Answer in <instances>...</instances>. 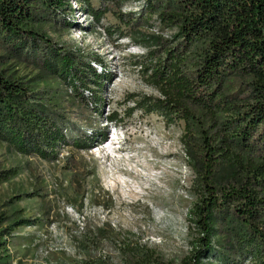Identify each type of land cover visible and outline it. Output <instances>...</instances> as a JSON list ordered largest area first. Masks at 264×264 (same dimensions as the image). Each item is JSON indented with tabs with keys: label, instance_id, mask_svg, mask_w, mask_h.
Instances as JSON below:
<instances>
[{
	"label": "rangeland",
	"instance_id": "1",
	"mask_svg": "<svg viewBox=\"0 0 264 264\" xmlns=\"http://www.w3.org/2000/svg\"><path fill=\"white\" fill-rule=\"evenodd\" d=\"M65 1L71 6L63 13L27 27L61 49L102 61L92 63L98 72L105 67L101 86L89 84L94 93L100 89L99 103L93 92L74 95L59 78H38L39 54L9 58L1 36L6 61L0 68L31 86L71 140L82 137L92 148L60 146L50 161L0 141V171L17 170L0 185V264H182L199 248L188 220L199 196L182 142L185 122L168 125L141 108L128 114L136 107L131 95L160 97L141 64L163 61L165 48L179 51L178 25L162 19L164 10H145L143 0H89L95 9H109L99 21L79 0ZM200 49L192 48L190 61ZM250 81L234 77L227 90L247 88ZM114 111L122 120L109 121ZM228 237L221 232L216 239ZM231 257L255 262L238 252ZM202 263L222 264L214 256Z\"/></svg>",
	"mask_w": 264,
	"mask_h": 264
},
{
	"label": "trees",
	"instance_id": "2",
	"mask_svg": "<svg viewBox=\"0 0 264 264\" xmlns=\"http://www.w3.org/2000/svg\"><path fill=\"white\" fill-rule=\"evenodd\" d=\"M79 1L97 21L109 10ZM143 1L148 12L164 10L158 12L162 19L177 23L180 49L165 48L163 61L142 62L145 81L160 97L131 95L136 107L128 114L141 108L163 116L168 125L176 119L185 122L182 142L199 196L188 220L199 248L182 264H203V258L213 256L222 264H239L232 260L235 252L264 264V0ZM70 6L65 0H0V36L9 58L39 54L38 78H59L81 97L93 92L98 104L100 89L94 93L89 84L101 86L105 67L98 72L92 63L102 61L61 49L27 27ZM112 31L105 29L108 35ZM195 46L201 49L193 52L197 60L190 61ZM5 58L0 56V66ZM234 77L251 81L247 88L229 91ZM107 118L122 120L117 111ZM70 138L31 86L0 68V141L20 154L50 161L60 146L92 148L87 139ZM16 174L15 168L1 170L0 185ZM221 232L230 237L217 241Z\"/></svg>",
	"mask_w": 264,
	"mask_h": 264
}]
</instances>
